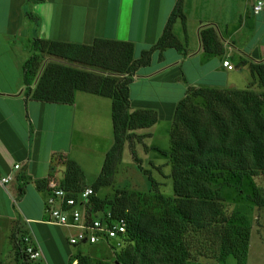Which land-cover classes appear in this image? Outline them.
Listing matches in <instances>:
<instances>
[{
    "label": "crops",
    "instance_id": "crops-1",
    "mask_svg": "<svg viewBox=\"0 0 264 264\" xmlns=\"http://www.w3.org/2000/svg\"><path fill=\"white\" fill-rule=\"evenodd\" d=\"M258 1L263 8L255 15ZM176 2L0 0V179L11 176L8 184L0 185V227L19 219L25 235L34 240L30 223L51 225L45 222L44 190L47 179L57 180V172H63L61 160L75 162L85 174L87 163L95 156L105 159L114 143L108 98L76 92L71 106L24 101V66L36 42L89 46L102 39L131 43L138 59L157 43ZM183 12L186 31L178 21L173 33L187 55L168 49L160 60L154 51L150 65L140 68L129 85V112L157 113L153 127L167 121L169 133L175 108L189 88L251 91L244 86L247 65L264 61V0H184ZM206 27L217 32L222 54L204 52L200 32ZM55 61L49 57L45 63ZM223 61L234 69H226ZM56 137L62 145L51 144Z\"/></svg>",
    "mask_w": 264,
    "mask_h": 264
},
{
    "label": "trees",
    "instance_id": "trees-1",
    "mask_svg": "<svg viewBox=\"0 0 264 264\" xmlns=\"http://www.w3.org/2000/svg\"><path fill=\"white\" fill-rule=\"evenodd\" d=\"M183 1L177 0L161 37L138 59H134L131 43L96 39L92 45L86 46L39 41L24 66L25 102L71 106L76 92L111 100L114 143L106 154L99 176L90 186L95 194L91 198V212L109 211L114 218H123L127 230L125 243L134 241L142 246L141 249L120 253L118 264H159L149 247L156 248L171 243L173 239L168 229L174 230L176 221L164 230L163 224L145 220L136 203L129 201L125 193L116 208H108L102 206L95 192L110 185L125 144L129 143L133 160L141 164L131 148L133 141L140 143L141 137L136 132L153 127L158 122V115L148 110L129 112V85L140 68L150 65L154 51L159 52L160 60L168 49L187 55V50L173 33L174 24L178 21L186 31ZM200 40L205 53H223V45L213 27L204 28L200 32ZM41 54H47L56 61L42 65ZM239 64L247 65L246 62ZM247 66L253 81L264 90V61ZM196 99L202 100L203 107L195 102ZM263 106L264 96L250 91L189 88L174 111L170 130L173 196H159V199L172 207L171 214L181 227H193L210 239H225L221 242L226 253L230 250L228 243L232 238L226 230L222 232L220 229L225 219L219 208L220 197L210 188V183L217 175L227 172L250 176L264 173ZM63 163L66 175L61 184L75 197L86 188L85 174L75 162L64 160ZM145 174L152 191L159 195L160 184L147 172ZM74 261L91 264L84 257H77L71 263Z\"/></svg>",
    "mask_w": 264,
    "mask_h": 264
},
{
    "label": "rangeland",
    "instance_id": "rangeland-1",
    "mask_svg": "<svg viewBox=\"0 0 264 264\" xmlns=\"http://www.w3.org/2000/svg\"><path fill=\"white\" fill-rule=\"evenodd\" d=\"M41 57L44 65L49 56L41 54ZM247 85L252 88L250 92L254 95L264 96V90L256 85L250 73L244 86ZM195 102L203 107L201 99H196ZM262 109L264 112V106ZM169 128L170 124L164 121L159 122L152 130L151 128L142 130L144 135L138 134L141 137L140 143L133 141L135 147L131 148L134 149L135 157L141 161L140 166L131 156L129 143L125 144L127 148L123 147L121 161L115 168L110 185L95 192L102 206L116 208L125 193L129 201L136 203L145 220L152 223L155 221L158 225L163 224L164 230L176 221L174 230L168 229L173 235L171 243L161 244L156 248L149 247V251L155 254V262L159 264H264V173L259 172L255 176H250L245 173L227 172L211 180L210 188L220 197L219 208L222 218L225 219L220 229L222 232L226 230L232 238L228 243L231 245L230 250L226 253L221 242L225 239L221 237L210 239L193 227H181L177 223V218L171 214L172 207L159 199V196L163 198L173 196ZM51 144L62 145L58 137ZM103 158L95 156L94 161L87 163L84 187L91 186L98 176ZM61 163L64 164L62 160ZM62 169L63 172L56 174L57 180H64L66 169L65 167ZM146 172L160 184L159 195L152 191ZM17 220L2 224L0 227V264H32L23 255L19 240L26 235L24 227L19 219ZM75 233V230L68 228L54 225L40 227L37 223H30V236L36 241L42 253L38 262L73 264L71 262L77 257H84L91 264H118L120 253L142 248L140 244L130 241L121 249L113 250L116 244L114 240L108 245L100 243L91 246H71L68 239Z\"/></svg>",
    "mask_w": 264,
    "mask_h": 264
},
{
    "label": "built area",
    "instance_id": "built-area-1",
    "mask_svg": "<svg viewBox=\"0 0 264 264\" xmlns=\"http://www.w3.org/2000/svg\"><path fill=\"white\" fill-rule=\"evenodd\" d=\"M262 8L263 3L258 1L253 7V13L259 14ZM223 66L228 70L234 69L228 61H223ZM14 169H19V165H14ZM10 181L11 176L8 175L0 179V184L5 186ZM44 193L45 222L56 227L75 230V235L68 239L71 246H91L100 243L108 245L111 240L116 242L113 250H119L124 246L127 234L126 221L123 218H114L109 211L91 212V198L95 194L90 186L73 197L60 181L50 178L46 181ZM20 240L26 260L30 263L40 261L42 253L36 242L28 235ZM73 264H77V261Z\"/></svg>",
    "mask_w": 264,
    "mask_h": 264
}]
</instances>
